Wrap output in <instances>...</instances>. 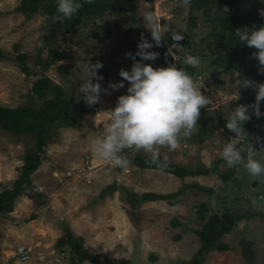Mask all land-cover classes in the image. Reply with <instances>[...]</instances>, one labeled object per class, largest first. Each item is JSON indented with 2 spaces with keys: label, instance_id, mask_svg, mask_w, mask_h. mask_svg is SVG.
Returning <instances> with one entry per match:
<instances>
[{
  "label": "rangeland",
  "instance_id": "rangeland-1",
  "mask_svg": "<svg viewBox=\"0 0 264 264\" xmlns=\"http://www.w3.org/2000/svg\"><path fill=\"white\" fill-rule=\"evenodd\" d=\"M21 1L0 0V105L11 109L41 106L44 100H39L32 88L37 79L48 77L65 89L66 97L76 99V126L52 130L41 166L31 175V185L15 199L10 211H0V264H72L70 246L64 243L67 230L75 238H82L81 246L104 264H189L201 245L194 230L201 229L211 215L225 213L240 216L237 226L222 240L231 249L212 251L201 264H248L240 247L244 239L254 243L256 258L252 264H264V221L260 216L264 214V176L253 179L242 165L229 167L221 157L224 142L235 136L226 128L230 111L241 104L255 103L256 90L239 88L235 92L236 80L248 76L225 71L215 60L221 54L249 64L247 45L220 41V29L208 20L210 15L204 9H191L183 0H135L133 12L109 10L70 33L59 31L54 38L50 37L54 26L42 12L31 19L16 12ZM148 11L167 25L168 31L161 45L150 49L159 57L144 63L154 68L169 64L178 67L188 65L187 55L199 56L202 63L194 66L199 71L194 80L209 99L200 110L192 134L181 136L175 149L159 147L160 157L188 169L204 168L210 176L181 179L170 172L140 170L131 162L129 169L114 168L93 152L109 120L104 112L114 109L118 97L129 87L124 81V87L113 91L109 83L123 79L119 76L121 69L130 71L132 60L126 53L138 50L142 36L151 42L143 20ZM109 22L117 24L110 32L105 27ZM173 34L184 38L175 41ZM163 49L165 53H160ZM52 51L67 57L44 70ZM97 62L102 64L97 70L103 77L102 92L100 101L89 106L83 94L79 96V87L84 66ZM253 78L264 83V77ZM260 110L264 113V101ZM243 127L249 133L245 160L251 156L264 163V115H252ZM257 137L261 138L259 143ZM34 150V136H14L0 126V195L13 189L26 154ZM135 153L150 154L135 148H125L121 154L128 159ZM106 174L107 179L103 177ZM225 175L230 176L228 180L223 179ZM112 183L118 190L102 198V190ZM195 183L214 192L189 186L170 200H127L128 192H135L137 198L146 192L169 195ZM202 204L205 211L200 213ZM175 218L179 222L176 226ZM20 246L30 250V260L23 261L16 253ZM75 262L93 264L88 260Z\"/></svg>",
  "mask_w": 264,
  "mask_h": 264
},
{
  "label": "clouds",
  "instance_id": "clouds-1",
  "mask_svg": "<svg viewBox=\"0 0 264 264\" xmlns=\"http://www.w3.org/2000/svg\"><path fill=\"white\" fill-rule=\"evenodd\" d=\"M85 2L92 3V0H57L53 21L63 22L65 19H71ZM183 2L187 4L189 0ZM259 15L264 17V10H261ZM143 20L151 34V42L142 36L137 45L138 50L134 54L126 53L132 60L130 71L121 69L119 76L123 79L109 83L108 87L113 91L124 87V81L128 82L129 87L126 94L118 97L114 109L104 112L108 114L109 120L98 135L93 152L99 160L109 162L114 168H126L129 160L121 154L123 150L143 149L151 154L150 162L163 171L167 168V162L161 161L159 147L175 149L181 136H190L197 126L201 108L209 103V99L201 93V88L197 87L193 76L183 68H178L175 64L154 68L151 64L144 63L155 61L159 57L158 52L150 49L161 45L168 26L162 25L150 11L144 13ZM232 35L248 47L257 50L252 56L260 65L258 71L264 74V26L237 29ZM183 38L180 34L172 35L175 41H181ZM185 63L198 66L202 61L199 56L189 54L185 57ZM101 67L102 64L97 62L87 63L83 68V83L79 87V96L83 94V100L89 106L100 101L102 92L100 81L103 77L97 70ZM226 75L229 79L228 74ZM235 86V92L239 88H254L255 103L241 104L230 111L226 128L235 136L224 142L221 157L229 167L242 165L255 179L264 176V163L251 156L245 160L243 156L245 148L242 145L249 144V133L243 124L249 121L252 115L256 117L264 115L260 110V103L264 101V83L243 78L237 79ZM256 139L258 143L261 140L260 137Z\"/></svg>",
  "mask_w": 264,
  "mask_h": 264
},
{
  "label": "trees",
  "instance_id": "trees-1",
  "mask_svg": "<svg viewBox=\"0 0 264 264\" xmlns=\"http://www.w3.org/2000/svg\"><path fill=\"white\" fill-rule=\"evenodd\" d=\"M191 9H204L206 15H210L208 20H212L214 26L220 29V34L217 38L220 41L240 42L238 38L232 35L237 29L248 28L255 29L264 26V17L259 15L261 10H264V0H189ZM57 0H22L19 7L15 10L18 13L24 14L31 19L35 14L42 12L50 21L53 30L50 37H56L59 31L70 33L76 26L86 23V20L98 18L106 11L118 12H133L136 10L135 0H92V3H83V7L71 18L65 19L63 22H54L52 17L56 14ZM224 7H227L226 9ZM210 20V21H211ZM117 26L116 23L109 22L106 25V30L110 32L111 27ZM225 34V35H224ZM241 44V43H240ZM236 48L239 46L234 45ZM247 53L250 55V63L244 59H226L219 54L216 57L217 64L225 71L235 70L242 76H248L249 79L263 78L264 74L258 71L260 67L258 61L252 56L256 52L255 48L246 47ZM160 53H165V50H160ZM67 55L63 52L52 51L51 59H48L44 65V70L49 69L50 64L61 59H65ZM190 75L195 78L198 74L197 67L190 65H180ZM253 78V79H254ZM32 93L38 96L39 100H44L39 107L23 106L15 109L6 108L0 105V126L3 130L11 133L14 136H34L36 150L29 151L24 160L21 175L14 182L12 190H6L0 195V211H10L12 203L15 199L23 194L24 188L30 186L31 175L41 166L42 154L47 139L54 128H72L76 126L74 118L75 98L66 97V91L59 85L54 84L50 78L41 77L37 79L33 85ZM248 129V127L246 128ZM249 131V130H248ZM264 133V132H263ZM259 136V134H256ZM249 141V139H248ZM244 148L247 149V143H244ZM151 154H130L129 162L133 165L147 170L161 171L156 165L150 162ZM161 161L167 162V168L161 172H170L178 178L188 176L204 175L210 176V171L202 169H188L182 166H177L160 157ZM224 180H228L230 176H222ZM194 187L199 191L214 192L213 189H208L202 184L195 183L186 185L181 191L163 195L153 192L143 193L137 198L135 192H128V202H150L157 200H170L178 197L185 188ZM117 184L107 185L101 192V197L104 198L108 194H113L118 190ZM121 188V187H120ZM130 200V201H129ZM205 211V205L202 204L200 213ZM264 221V214L260 215ZM204 218V216H201ZM240 221L239 215L234 214H213L205 220L203 226L199 230H194L200 240V248L195 253L189 264H201L205 256L212 252H224L231 249L229 243L223 242V238L230 234ZM178 220H173V225H178ZM179 238V236H178ZM82 238H75L70 230H67V239L64 243L70 246V257L72 264H76V260H88L93 264H104L99 261L94 255L81 246ZM254 243L249 240H241L240 247L243 258L248 264H252L256 258V252L253 248Z\"/></svg>",
  "mask_w": 264,
  "mask_h": 264
},
{
  "label": "built area",
  "instance_id": "built-area-1",
  "mask_svg": "<svg viewBox=\"0 0 264 264\" xmlns=\"http://www.w3.org/2000/svg\"><path fill=\"white\" fill-rule=\"evenodd\" d=\"M106 164H109L110 166H112L109 162H107ZM115 168H119V167H115ZM17 254L21 257L23 261L30 260L31 258L30 250L27 249L25 246L18 247Z\"/></svg>",
  "mask_w": 264,
  "mask_h": 264
},
{
  "label": "crops",
  "instance_id": "crops-1",
  "mask_svg": "<svg viewBox=\"0 0 264 264\" xmlns=\"http://www.w3.org/2000/svg\"><path fill=\"white\" fill-rule=\"evenodd\" d=\"M207 130H208V127H207ZM230 137H231V136H230ZM181 141H182V140H181ZM126 168L129 169L130 166H127ZM137 168H139V167H137ZM139 169L141 170V168H139ZM102 170H103V169H102ZM102 170H101V172H102ZM142 170H144V169H142ZM147 170H148V169H147ZM99 171H100V170H99ZM99 171H98V172H99ZM144 171H145V170H144ZM108 176H109V175H107V174H106V175H103V177H104L105 179H107ZM199 176H204V175H197L196 177H199ZM146 193H147V192H146ZM153 193H155V192H153Z\"/></svg>",
  "mask_w": 264,
  "mask_h": 264
}]
</instances>
